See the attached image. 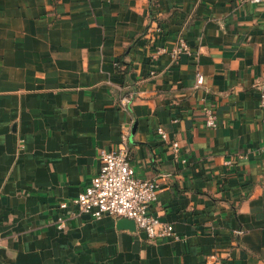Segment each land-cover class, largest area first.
I'll list each match as a JSON object with an SVG mask.
<instances>
[{"label":"crops","instance_id":"1","mask_svg":"<svg viewBox=\"0 0 264 264\" xmlns=\"http://www.w3.org/2000/svg\"><path fill=\"white\" fill-rule=\"evenodd\" d=\"M261 95L264 4L0 0V264H264ZM122 132L179 240L59 207Z\"/></svg>","mask_w":264,"mask_h":264},{"label":"built area","instance_id":"2","mask_svg":"<svg viewBox=\"0 0 264 264\" xmlns=\"http://www.w3.org/2000/svg\"><path fill=\"white\" fill-rule=\"evenodd\" d=\"M243 1L251 4H264V0ZM159 52H156L153 58H156ZM181 53H189V49L185 40L178 37L170 55L175 58ZM195 82L196 86L202 85L203 76L197 74ZM128 103H130V98L121 97V106H126ZM260 107L264 110V95L260 96ZM202 113L205 126L216 128L217 118L213 110L203 107ZM156 131L161 140L167 142L174 152L177 151V142L169 141L161 126ZM127 137V132L121 133L120 145L115 150L98 149L99 166L96 175L90 178L84 190L77 197L70 203H59V207L65 209L69 205L77 206L79 213L93 219L110 216L116 219L131 220L135 228L150 241L160 238L179 240L171 223L161 221L158 217L149 214V205L157 199L158 185L154 180H142L136 177L126 147ZM262 151L264 152V148ZM232 162L233 160H227L224 164L232 166Z\"/></svg>","mask_w":264,"mask_h":264},{"label":"water","instance_id":"3","mask_svg":"<svg viewBox=\"0 0 264 264\" xmlns=\"http://www.w3.org/2000/svg\"><path fill=\"white\" fill-rule=\"evenodd\" d=\"M117 225L120 228L135 229V224L133 223V221L128 219H119Z\"/></svg>","mask_w":264,"mask_h":264}]
</instances>
